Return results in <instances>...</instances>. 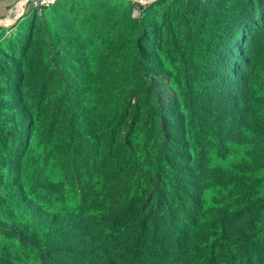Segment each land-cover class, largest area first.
Here are the masks:
<instances>
[{"label":"rangeland","instance_id":"1","mask_svg":"<svg viewBox=\"0 0 264 264\" xmlns=\"http://www.w3.org/2000/svg\"><path fill=\"white\" fill-rule=\"evenodd\" d=\"M238 76L264 94V0H52L0 24V222L45 235L47 215L102 193L114 159L131 181L153 171L157 115L183 108L186 80L201 95ZM128 140L126 165L115 144ZM246 151L209 156L228 169ZM216 198L205 191V206ZM2 229L0 264H40Z\"/></svg>","mask_w":264,"mask_h":264},{"label":"trees","instance_id":"2","mask_svg":"<svg viewBox=\"0 0 264 264\" xmlns=\"http://www.w3.org/2000/svg\"><path fill=\"white\" fill-rule=\"evenodd\" d=\"M245 78L208 79L201 95L187 79L183 108L157 115L153 171L131 181L114 159L102 193L91 200L83 192L76 213L47 215L45 235L0 222L3 234L35 247L40 264H264V193L255 178L264 171V94ZM236 145L247 149L238 163L212 166L210 153L224 158ZM115 146L129 165L131 142ZM208 190L218 197L209 208ZM23 193L22 185L14 191Z\"/></svg>","mask_w":264,"mask_h":264},{"label":"crops","instance_id":"3","mask_svg":"<svg viewBox=\"0 0 264 264\" xmlns=\"http://www.w3.org/2000/svg\"><path fill=\"white\" fill-rule=\"evenodd\" d=\"M21 0H0V21L13 19L21 13ZM31 6L25 8L27 13ZM20 12V13H19Z\"/></svg>","mask_w":264,"mask_h":264},{"label":"built area","instance_id":"4","mask_svg":"<svg viewBox=\"0 0 264 264\" xmlns=\"http://www.w3.org/2000/svg\"><path fill=\"white\" fill-rule=\"evenodd\" d=\"M52 0H21V7L26 8L28 6L35 7V6H42L44 10V5L48 4Z\"/></svg>","mask_w":264,"mask_h":264},{"label":"water","instance_id":"5","mask_svg":"<svg viewBox=\"0 0 264 264\" xmlns=\"http://www.w3.org/2000/svg\"><path fill=\"white\" fill-rule=\"evenodd\" d=\"M24 12H25V8L23 7L22 10H21V13L18 16H16L13 19L2 20V21H0V24H4L5 25V24H9V23H14L23 15Z\"/></svg>","mask_w":264,"mask_h":264},{"label":"bare ground","instance_id":"6","mask_svg":"<svg viewBox=\"0 0 264 264\" xmlns=\"http://www.w3.org/2000/svg\"><path fill=\"white\" fill-rule=\"evenodd\" d=\"M22 10V9H21ZM20 13V12H19Z\"/></svg>","mask_w":264,"mask_h":264}]
</instances>
